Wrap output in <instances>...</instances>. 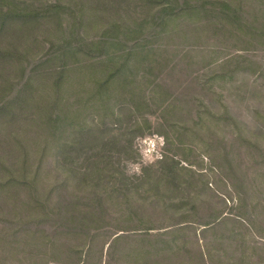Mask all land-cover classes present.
Here are the masks:
<instances>
[{"label": "rangeland", "instance_id": "rangeland-1", "mask_svg": "<svg viewBox=\"0 0 264 264\" xmlns=\"http://www.w3.org/2000/svg\"><path fill=\"white\" fill-rule=\"evenodd\" d=\"M97 1L0 0V17L10 9L36 15L48 4L81 14L76 31L64 10L35 17L27 26L35 40L27 64H0V85L12 84L25 69L32 79L31 100L41 109L56 101V110L71 121L59 140L51 141L41 165L39 195L51 190L44 205L23 206L19 188L8 193L0 211V264H198L192 259L197 239L207 264H264V0H165L174 10L184 1L191 8L176 15L163 38L153 40L156 54L146 60L137 54L140 58L123 68L90 65L84 54L61 56L64 41L74 46L76 37H93L113 22L133 28L132 20L142 18L131 9L116 15ZM7 22L0 29V52L20 50V18ZM52 49L58 57L34 68L35 58ZM61 62L68 70L56 86L52 69ZM36 71L46 74L32 78ZM124 103L137 109L120 108ZM116 126L119 130L108 132ZM113 133L131 138L133 151L113 161L112 174L98 182L93 175L94 181L78 176L88 169L84 157H68L65 165L49 170L55 152L89 141L97 145ZM153 136L165 140L162 159L142 167L141 175H129L128 162L140 160L138 138ZM35 162L30 157V167ZM14 169L20 171V162ZM59 191L74 203L66 213L98 207L107 215L105 225L59 226L62 218L53 205ZM92 193L99 203L81 198ZM218 215L213 230L180 228ZM96 226L100 229L93 230Z\"/></svg>", "mask_w": 264, "mask_h": 264}, {"label": "trees", "instance_id": "trees-1", "mask_svg": "<svg viewBox=\"0 0 264 264\" xmlns=\"http://www.w3.org/2000/svg\"><path fill=\"white\" fill-rule=\"evenodd\" d=\"M108 0H98L97 5L106 4L105 10H109L116 15H120L121 12L128 13L129 10H137L142 18H134L131 24L133 28L125 26L122 23L113 22L108 24L107 28H103L99 31V34L93 35V37L85 36L83 39L78 41L77 37L74 40L75 45L72 41H64V46L61 45V56L66 54L76 56L78 54H84L90 65H101L103 66L106 62L113 63L118 67H124L133 59H139L137 54L145 56L146 60L152 52L156 54L158 47H154V41L156 38H163L167 34L166 27L169 23H172L178 16V13L183 12L188 3L184 1L178 10H174L172 4L165 2V0H111L110 4L107 5ZM134 3V4H133ZM136 3V4H135ZM133 4V5H132ZM184 6V7H183ZM64 10L66 14L70 15L72 20L73 31H76L78 26L81 24L80 12L78 8H71L69 6H61L59 4H48L43 9L35 11V14L23 13L16 14L15 10L10 9L8 12L1 14L0 17V29H5L8 26V18L18 17L20 18V50L14 48V52H0V64L6 65L7 68L12 67L13 64L16 67H20L22 63L27 64L30 57L28 47L31 42H35L32 36H28L27 26L34 20L35 17L42 18L48 17L54 14L57 10ZM133 12V11H131ZM26 31V34H24ZM79 33L77 32V35ZM79 36V35H78ZM161 46V45H160ZM113 53V54H112ZM108 55V56H107ZM57 51L52 49L48 50L45 54L35 58L37 66L44 64L45 62L56 59ZM85 58V59H86ZM29 64V63H28ZM2 67V66H0ZM56 77L53 78V83L57 86L59 81L63 78V73L66 72L67 66L64 62H61L57 67L53 68ZM41 71H36L32 74L33 76ZM43 75L46 73L41 72ZM26 75V76H25ZM27 73L25 69H21L19 72V78L12 80V84H1L0 85V211L4 209V205L9 199V192H16L13 190H20V203L26 207L38 208V206L44 205V201L48 199L51 194V190L47 192V195L42 198L39 194L43 187H39L38 179L40 176L41 165L44 162L45 154L47 149L53 145L51 141L57 142L60 136L66 132L67 128L70 127L71 121L68 120L67 114L63 111L56 110L57 103L52 101L46 104L43 109L34 103L30 98V93L27 91L29 83L32 79L26 78ZM58 102V101H57ZM145 107L148 104L143 102ZM120 108L130 109L135 111V106L130 103H124ZM18 113V114H17ZM20 126L17 129L16 126ZM108 132H115L119 130L116 127H110L107 129ZM118 134L113 133L112 137L108 140L100 139L97 145L100 146L96 152H91L92 148L97 147L94 142L76 147L74 149L64 152L66 149H62L61 152H55L52 160L48 163L49 170L57 167L61 162H67L68 157L72 160L84 157V161L88 165L86 171H78V176L93 175L98 182L99 178L107 174H112L113 161L116 159L122 160L123 157L132 153V140H121L117 137ZM119 136V135H118ZM68 147V146H65ZM35 157L36 162L34 167H30V157ZM20 162V171L14 169ZM114 171V170H113ZM92 180L93 178L90 177ZM94 181V180H93ZM96 184V183H95ZM62 186V185H60ZM8 190V192H2ZM54 207L58 212L59 217L62 220L59 221V226H65L66 229H75L73 224L78 223L83 225L84 221L101 223L103 227L107 220L105 215L100 208L86 209L84 212L76 210L77 212L68 214V207L73 205L70 200H67L62 196V192H58ZM82 199L91 202L99 203L98 196L95 193L89 196H82ZM66 209V211H64ZM221 221L219 215L215 216L206 222H195L189 221L187 225L180 226L182 230H189L193 227H201L202 230H213V228ZM123 230L132 228L118 227ZM100 227L96 226L93 230H99ZM196 232V231H195ZM119 234L114 239L118 238ZM90 237V235H87ZM196 237V236H195ZM197 239V250L195 251L196 257L192 258L197 260V263L207 264V257L205 255V249L203 246L198 245ZM110 245H108V248ZM199 261V262H198ZM47 264H51L48 262ZM190 264V263H189Z\"/></svg>", "mask_w": 264, "mask_h": 264}, {"label": "clouds", "instance_id": "clouds-1", "mask_svg": "<svg viewBox=\"0 0 264 264\" xmlns=\"http://www.w3.org/2000/svg\"><path fill=\"white\" fill-rule=\"evenodd\" d=\"M139 144L143 147L139 150V162H128L127 171L129 175H141L142 167L154 164L157 160L162 159L161 150L164 147L165 140L161 136L151 138H138Z\"/></svg>", "mask_w": 264, "mask_h": 264}]
</instances>
